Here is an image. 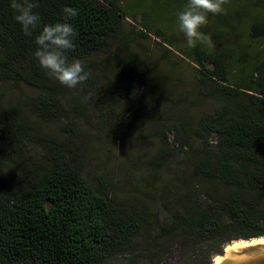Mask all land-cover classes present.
<instances>
[{
  "label": "trees",
  "instance_id": "obj_1",
  "mask_svg": "<svg viewBox=\"0 0 264 264\" xmlns=\"http://www.w3.org/2000/svg\"><path fill=\"white\" fill-rule=\"evenodd\" d=\"M34 2L41 28L26 36L13 19L10 0H0V83L23 84L39 93L20 105L0 99V264H164L172 251L179 252V264H212L230 243L264 238V52L239 66L233 64L231 46L214 54L199 47L181 52L195 65L201 86L214 89L220 106L195 126L174 121L166 128L178 149H192L199 141L188 160L190 176L185 180L175 172L161 184L153 212L134 209L92 188L68 143L43 139L30 120L61 118V93L34 57L42 27L59 22L63 7L79 8L71 21L78 32L75 47L64 51L72 59L107 48L123 33L128 17L112 0ZM226 15L210 14V19L226 27ZM251 31L257 38L264 22L254 21ZM151 33L147 25L138 31L143 39ZM153 35L172 49L179 40ZM157 80L148 58L127 55L105 88L110 100L99 98L103 116L112 115L116 97L139 112ZM164 144L169 146L165 137ZM39 146L47 162L36 170L26 161ZM165 149L151 162L160 170L173 158ZM159 216L164 220H153Z\"/></svg>",
  "mask_w": 264,
  "mask_h": 264
},
{
  "label": "rangeland",
  "instance_id": "obj_2",
  "mask_svg": "<svg viewBox=\"0 0 264 264\" xmlns=\"http://www.w3.org/2000/svg\"><path fill=\"white\" fill-rule=\"evenodd\" d=\"M112 1L128 17L123 33L111 38L107 48L101 51L68 59L69 62L74 59L83 61L85 70L91 73L88 80L92 83L87 84L86 81L70 89L51 78L61 93V118L47 123L33 117L30 120L43 139L68 143L81 175L96 191L114 203L153 212L157 208L154 202L159 186L174 178L175 172L187 180L190 176L188 160L200 146L195 140L192 149H178L173 133H166V128L174 121L195 126L202 116L215 114L220 98L214 89L201 86L195 65L181 53L192 49L186 46L176 21L177 13L186 4L177 5L168 0ZM224 7L226 27L220 20L211 21L209 14L207 25L200 29L211 36L214 47L200 42L196 47L214 54L231 46L236 49L233 64L239 66L246 58L260 56L264 52V31L262 34L259 31L257 38H252L251 31L254 21L264 22V9L261 8V0H228ZM145 25L152 32L149 39L138 35ZM156 32L165 39L179 36L178 41L172 42L176 47L172 49L164 45L153 35ZM129 54L150 60L158 77L156 90L145 97L139 112L133 110L132 104L117 97L114 101L111 99L113 106L109 108L112 115L104 117L99 98L108 99L104 95L107 83L114 80L121 62ZM234 82H237L235 77ZM86 89H93L94 94H87ZM38 95V91L23 84L0 83V99L10 103L20 105ZM125 112L129 114L125 115ZM164 137L169 146L164 144ZM209 142L215 145L214 138ZM165 148L171 149L173 158L167 163L166 170H160L151 162ZM42 150L39 146L29 151L26 163L30 168L39 170L45 165L47 160ZM158 180L160 182H156ZM153 220L161 222L164 218L159 216ZM236 242L239 241L228 246ZM178 255V251H172V256H168L164 264H179ZM109 264L120 262L112 260Z\"/></svg>",
  "mask_w": 264,
  "mask_h": 264
},
{
  "label": "clouds",
  "instance_id": "obj_3",
  "mask_svg": "<svg viewBox=\"0 0 264 264\" xmlns=\"http://www.w3.org/2000/svg\"><path fill=\"white\" fill-rule=\"evenodd\" d=\"M228 0H187L183 10L176 15L178 31L183 34L186 46L196 47L197 43H205L214 47L210 35L200 31L207 25L208 15H220L226 12L224 5ZM38 4L34 0H10L9 7L13 12V19L20 26L26 36L41 28V16L35 11ZM79 15V8L65 6L59 22L44 25L35 37L38 46L34 57L46 74L70 89L83 84L91 73L85 70L83 61L74 59L68 61L65 50L75 47L74 40L78 35L72 20Z\"/></svg>",
  "mask_w": 264,
  "mask_h": 264
},
{
  "label": "water",
  "instance_id": "obj_4",
  "mask_svg": "<svg viewBox=\"0 0 264 264\" xmlns=\"http://www.w3.org/2000/svg\"><path fill=\"white\" fill-rule=\"evenodd\" d=\"M212 264H264V238L236 242L224 248Z\"/></svg>",
  "mask_w": 264,
  "mask_h": 264
}]
</instances>
